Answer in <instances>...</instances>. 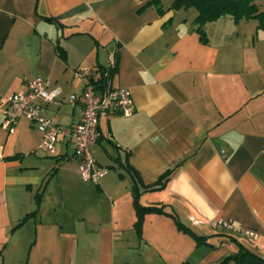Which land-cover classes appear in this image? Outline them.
Segmentation results:
<instances>
[{"label":"crops","instance_id":"1","mask_svg":"<svg viewBox=\"0 0 264 264\" xmlns=\"http://www.w3.org/2000/svg\"><path fill=\"white\" fill-rule=\"evenodd\" d=\"M173 2L0 0V264H218L240 244L264 259V29L227 15L204 24V42L197 9ZM110 56L113 83L131 90L135 108L101 120L91 147L108 168L99 182L81 178L68 137L54 156L28 119L13 133L2 126L6 97L28 80L81 94L74 71L102 69ZM82 110L65 101L42 113L59 111L69 128ZM127 164L144 183L142 205H165L205 241L158 212L138 232ZM213 219L256 236L216 232Z\"/></svg>","mask_w":264,"mask_h":264},{"label":"built area","instance_id":"2","mask_svg":"<svg viewBox=\"0 0 264 264\" xmlns=\"http://www.w3.org/2000/svg\"><path fill=\"white\" fill-rule=\"evenodd\" d=\"M116 67V57L110 56L107 65L102 69H76L74 78L82 82L83 91L81 94L72 93L67 97L60 86L53 85L43 76L28 80L24 90L13 92L6 97L2 126L9 133H13L21 118L28 119L43 134L41 148L54 156L57 155L58 141L62 137H68L74 144L75 156L80 160L81 178L86 182H99L108 172V168L98 163L91 147L100 138L101 120L119 113L129 115L135 108L131 90L113 83ZM65 101L72 104L80 102L83 105L80 120L69 128L60 124L59 111L51 116L42 113L43 108L48 105L61 106ZM190 219L196 225L203 223L195 216ZM209 225L216 232L222 231L247 238L256 236L254 230L238 225L230 219H213Z\"/></svg>","mask_w":264,"mask_h":264},{"label":"trees","instance_id":"3","mask_svg":"<svg viewBox=\"0 0 264 264\" xmlns=\"http://www.w3.org/2000/svg\"><path fill=\"white\" fill-rule=\"evenodd\" d=\"M154 2L157 3L158 0H154ZM190 7H194L198 11L195 23L198 25L197 30L201 33V38L204 42H207L208 40L203 30L204 24L227 15L232 16L235 22H239L243 18H257L260 23L259 27L264 29V10H260L257 0H174L171 5V8L174 9ZM45 18L47 20H52L50 17ZM58 49L60 50V54L63 55L64 52L62 49L60 47H58ZM124 168L134 179V204L138 217L135 226L138 232L142 230L144 216L149 212H158L172 216L175 219L178 228L189 232L199 242L205 241L204 236L197 235L185 227L179 221L177 215L174 212L168 211L165 205H142L139 201L141 195L139 185L144 184L141 176L138 171L128 164L124 165ZM169 174L170 173H166L160 180H166L169 177ZM35 212L36 211L29 213L23 221L29 216L35 214ZM230 260H235L237 264H255L257 262L264 264L263 258H260L242 244H240V251L238 253L223 258L218 264H227Z\"/></svg>","mask_w":264,"mask_h":264},{"label":"water","instance_id":"4","mask_svg":"<svg viewBox=\"0 0 264 264\" xmlns=\"http://www.w3.org/2000/svg\"><path fill=\"white\" fill-rule=\"evenodd\" d=\"M255 264H262V263H260V262H257V263H255Z\"/></svg>","mask_w":264,"mask_h":264}]
</instances>
